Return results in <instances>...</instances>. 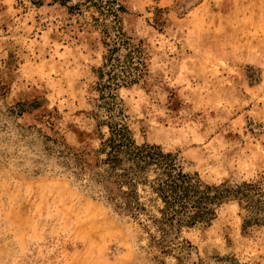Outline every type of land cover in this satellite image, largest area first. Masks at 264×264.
Here are the masks:
<instances>
[{"label": "rangeland", "instance_id": "1", "mask_svg": "<svg viewBox=\"0 0 264 264\" xmlns=\"http://www.w3.org/2000/svg\"><path fill=\"white\" fill-rule=\"evenodd\" d=\"M122 135L222 187L210 216L103 195ZM0 264H264V0H0Z\"/></svg>", "mask_w": 264, "mask_h": 264}, {"label": "trees", "instance_id": "2", "mask_svg": "<svg viewBox=\"0 0 264 264\" xmlns=\"http://www.w3.org/2000/svg\"><path fill=\"white\" fill-rule=\"evenodd\" d=\"M107 142L110 146L104 162L107 165L104 188L108 190L107 184H114L118 194L112 195L109 189L103 195L111 201H120L124 210L135 214L144 211L137 188L149 187L164 203L159 212L161 217L153 222L159 223L165 232L166 225L172 226L173 222L193 224L208 218L211 204L223 196L222 187L206 185L177 170L171 156L155 145L138 146L125 135L119 139L110 137ZM88 166L84 163L80 167L83 174ZM152 174L154 177L150 178ZM212 190L216 193L212 194Z\"/></svg>", "mask_w": 264, "mask_h": 264}]
</instances>
